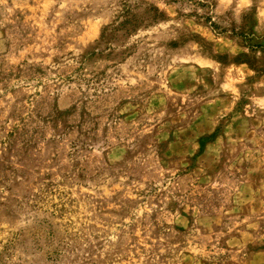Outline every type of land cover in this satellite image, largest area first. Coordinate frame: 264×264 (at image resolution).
<instances>
[{
	"label": "rangeland",
	"instance_id": "374dc122",
	"mask_svg": "<svg viewBox=\"0 0 264 264\" xmlns=\"http://www.w3.org/2000/svg\"><path fill=\"white\" fill-rule=\"evenodd\" d=\"M0 264H264V0H0Z\"/></svg>",
	"mask_w": 264,
	"mask_h": 264
},
{
	"label": "trees",
	"instance_id": "16d2710c",
	"mask_svg": "<svg viewBox=\"0 0 264 264\" xmlns=\"http://www.w3.org/2000/svg\"><path fill=\"white\" fill-rule=\"evenodd\" d=\"M124 12L126 11V9L123 10ZM131 23V18L125 16V14L122 15V18L120 20H118L115 23V26H113V28L117 29V28H122L124 31L128 30V25ZM210 25H215L214 22H210ZM111 28V29H113ZM104 30L106 29V27L103 28Z\"/></svg>",
	"mask_w": 264,
	"mask_h": 264
}]
</instances>
